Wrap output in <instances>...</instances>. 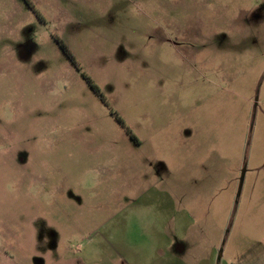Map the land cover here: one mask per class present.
<instances>
[{
    "label": "rangeland",
    "instance_id": "374dc122",
    "mask_svg": "<svg viewBox=\"0 0 264 264\" xmlns=\"http://www.w3.org/2000/svg\"><path fill=\"white\" fill-rule=\"evenodd\" d=\"M263 239L264 0H0V264Z\"/></svg>",
    "mask_w": 264,
    "mask_h": 264
},
{
    "label": "crops",
    "instance_id": "0c3cea01",
    "mask_svg": "<svg viewBox=\"0 0 264 264\" xmlns=\"http://www.w3.org/2000/svg\"><path fill=\"white\" fill-rule=\"evenodd\" d=\"M260 250L257 252V256L240 262L239 264H264V239L259 244Z\"/></svg>",
    "mask_w": 264,
    "mask_h": 264
},
{
    "label": "trees",
    "instance_id": "16d2710c",
    "mask_svg": "<svg viewBox=\"0 0 264 264\" xmlns=\"http://www.w3.org/2000/svg\"><path fill=\"white\" fill-rule=\"evenodd\" d=\"M89 82V81H88ZM90 83V82H89ZM91 87H92V89L94 90V92L97 94V95H99V98L102 100V101H104L103 100V98H102V96L100 95V94H98V90L96 89V87H94V86H92L91 85ZM118 119V121H120V123H122V121L119 119V118H117Z\"/></svg>",
    "mask_w": 264,
    "mask_h": 264
},
{
    "label": "water",
    "instance_id": "95a60500",
    "mask_svg": "<svg viewBox=\"0 0 264 264\" xmlns=\"http://www.w3.org/2000/svg\"><path fill=\"white\" fill-rule=\"evenodd\" d=\"M240 181H242V178H240Z\"/></svg>",
    "mask_w": 264,
    "mask_h": 264
}]
</instances>
